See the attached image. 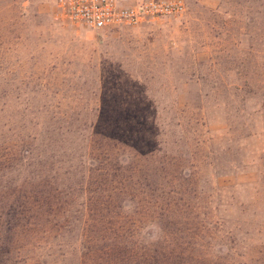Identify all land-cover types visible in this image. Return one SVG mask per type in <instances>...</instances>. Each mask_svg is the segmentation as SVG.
I'll return each mask as SVG.
<instances>
[{"label":"rangeland","instance_id":"rangeland-1","mask_svg":"<svg viewBox=\"0 0 264 264\" xmlns=\"http://www.w3.org/2000/svg\"><path fill=\"white\" fill-rule=\"evenodd\" d=\"M0 264H264V0H0Z\"/></svg>","mask_w":264,"mask_h":264},{"label":"built area","instance_id":"built-area-1","mask_svg":"<svg viewBox=\"0 0 264 264\" xmlns=\"http://www.w3.org/2000/svg\"><path fill=\"white\" fill-rule=\"evenodd\" d=\"M56 4L70 23L94 30L176 17L186 10V0H56Z\"/></svg>","mask_w":264,"mask_h":264}]
</instances>
